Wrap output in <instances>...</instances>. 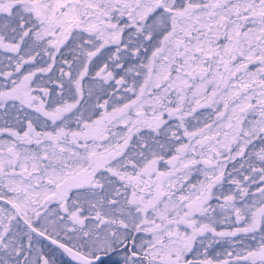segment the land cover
<instances>
[{"label": "snow or ice", "instance_id": "snow-or-ice-1", "mask_svg": "<svg viewBox=\"0 0 264 264\" xmlns=\"http://www.w3.org/2000/svg\"><path fill=\"white\" fill-rule=\"evenodd\" d=\"M0 264H264V0H0Z\"/></svg>", "mask_w": 264, "mask_h": 264}]
</instances>
